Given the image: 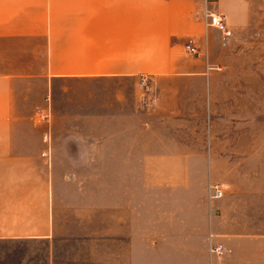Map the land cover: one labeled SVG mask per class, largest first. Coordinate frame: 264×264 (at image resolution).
<instances>
[{
    "label": "crops",
    "instance_id": "obj_1",
    "mask_svg": "<svg viewBox=\"0 0 264 264\" xmlns=\"http://www.w3.org/2000/svg\"><path fill=\"white\" fill-rule=\"evenodd\" d=\"M192 1L0 0V264H264V160L190 84L224 47ZM234 1L208 5L231 29ZM129 171L147 173L134 206L108 190Z\"/></svg>",
    "mask_w": 264,
    "mask_h": 264
},
{
    "label": "rangeland",
    "instance_id": "obj_2",
    "mask_svg": "<svg viewBox=\"0 0 264 264\" xmlns=\"http://www.w3.org/2000/svg\"><path fill=\"white\" fill-rule=\"evenodd\" d=\"M192 3L196 6V15L198 16L200 6L202 9L204 7L203 0H193ZM220 3L227 7H231L233 4L232 0H220ZM209 5L211 8V4ZM234 5H238L239 9L245 5L248 11L247 18L242 23L240 21L242 18L240 19L239 16L232 17L234 24L230 26L234 33L229 44L221 47L220 60L217 69L213 70L210 86H208L207 80H195L190 84L196 85L197 89L201 87L204 101L207 100L209 89L212 90L211 94L218 102V113L227 117L228 120L224 119V121L230 124V130L234 131L235 135L241 132L249 134L241 141L235 140V143L246 145L247 152L251 155L242 158L250 161V168L254 171L262 169V160H264V153H261L258 158L254 157L257 148L264 149V0H239L238 2L234 1ZM186 56L188 58L196 57L187 53ZM121 86V92L105 93L107 98L112 99L117 95L125 100L134 96V83ZM59 100H63V97H60ZM232 121H234L233 127H231ZM106 174L108 181L115 182L113 187H108V190L117 189L120 194L119 198L124 201L128 196L129 199L125 203H121L122 205L130 203L131 194L133 206L134 196L143 198L146 196L143 188H145L147 173L129 171L107 172ZM155 174L157 176L163 173ZM261 180L260 187L264 189V170ZM236 181L241 183V178ZM156 194L158 193L156 192ZM208 197L212 199L209 187Z\"/></svg>",
    "mask_w": 264,
    "mask_h": 264
},
{
    "label": "built area",
    "instance_id": "obj_3",
    "mask_svg": "<svg viewBox=\"0 0 264 264\" xmlns=\"http://www.w3.org/2000/svg\"><path fill=\"white\" fill-rule=\"evenodd\" d=\"M216 0H204V20L207 26H212L217 28L221 32V44L222 46H227L233 36V30L228 26L224 16L216 10L209 8V3ZM186 50L188 52L197 54L198 49L194 43V40L191 38L186 44ZM148 83V77L142 76L140 78L139 86L143 87ZM51 116V110L49 108L39 107L36 109L35 117L39 122L47 121ZM211 198H220L224 195V189L219 184H211L209 186ZM211 252L217 253L219 255H224L226 253V246L223 244L211 245Z\"/></svg>",
    "mask_w": 264,
    "mask_h": 264
}]
</instances>
